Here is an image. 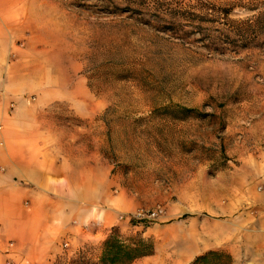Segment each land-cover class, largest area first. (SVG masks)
Returning <instances> with one entry per match:
<instances>
[{"label": "rangeland", "instance_id": "374dc122", "mask_svg": "<svg viewBox=\"0 0 264 264\" xmlns=\"http://www.w3.org/2000/svg\"><path fill=\"white\" fill-rule=\"evenodd\" d=\"M207 1L229 14L184 31L110 12L107 0H29L36 27L23 33L37 43V69L75 92L46 107L43 126L78 165L92 158L95 180L109 170L97 200L118 196L130 214L164 208L150 222L118 210L124 224L107 234L149 242L153 253L138 260L150 264H188L209 250L264 264V28L241 29L245 44L233 29L264 0ZM104 240L75 251L62 243L49 264H98Z\"/></svg>", "mask_w": 264, "mask_h": 264}, {"label": "crops", "instance_id": "0c3cea01", "mask_svg": "<svg viewBox=\"0 0 264 264\" xmlns=\"http://www.w3.org/2000/svg\"><path fill=\"white\" fill-rule=\"evenodd\" d=\"M31 11L29 0H0V264H49L62 243L72 251L99 245L112 226L124 224L114 213L131 208L118 196L97 200L92 191L109 185V170L100 168L95 180L92 158L78 165L44 128L46 107L70 103L75 92L37 69V43L23 33L36 27Z\"/></svg>", "mask_w": 264, "mask_h": 264}, {"label": "trees", "instance_id": "16d2710c", "mask_svg": "<svg viewBox=\"0 0 264 264\" xmlns=\"http://www.w3.org/2000/svg\"><path fill=\"white\" fill-rule=\"evenodd\" d=\"M108 10L132 11L138 14L153 15L163 22L166 28H179L186 30L202 20L207 19L214 13L222 11L229 14V9L216 6L207 0H107ZM122 2L123 5L120 3ZM205 16V17H202ZM210 20V19H209ZM149 23L151 21H144ZM244 27V28H241ZM264 28V10L258 13L254 19L246 21H233V29L237 30L236 43L245 44L248 41L244 31L248 28ZM244 30L242 33L239 31ZM132 222V221H129ZM153 253L152 245L145 240L127 243L120 239L117 234L111 233L102 244V250L98 264H132L136 259L150 256ZM188 264H232L230 254L209 250L197 255Z\"/></svg>", "mask_w": 264, "mask_h": 264}, {"label": "built area", "instance_id": "2783aa9c", "mask_svg": "<svg viewBox=\"0 0 264 264\" xmlns=\"http://www.w3.org/2000/svg\"><path fill=\"white\" fill-rule=\"evenodd\" d=\"M164 212H165L164 208L160 205H157L152 209H147V210L138 209L136 212L131 214H127V215L121 214L119 215V219L120 220L125 219L128 222L133 220L150 222L162 217L164 215ZM9 245L11 246L12 244Z\"/></svg>", "mask_w": 264, "mask_h": 264}]
</instances>
